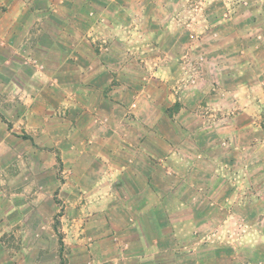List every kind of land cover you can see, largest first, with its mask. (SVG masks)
<instances>
[{
	"label": "crops",
	"instance_id": "0c3cea01",
	"mask_svg": "<svg viewBox=\"0 0 264 264\" xmlns=\"http://www.w3.org/2000/svg\"><path fill=\"white\" fill-rule=\"evenodd\" d=\"M182 2L0 0L8 6L0 13V99L30 100L17 115L27 117L35 150L63 162L76 240L111 236L138 252L159 250L198 229L211 233L214 213L260 200L264 173L255 171L264 157L254 136L264 45L254 46L259 72L250 79L244 59L228 63V35L208 44L207 25L187 23ZM208 106L215 120L235 112L233 121L211 127ZM5 122L0 114L3 159L20 139Z\"/></svg>",
	"mask_w": 264,
	"mask_h": 264
},
{
	"label": "rangeland",
	"instance_id": "374dc122",
	"mask_svg": "<svg viewBox=\"0 0 264 264\" xmlns=\"http://www.w3.org/2000/svg\"><path fill=\"white\" fill-rule=\"evenodd\" d=\"M183 1V9L188 8L184 14L186 22L198 27L207 25L210 31L208 44L220 45L222 35H228L229 45L232 44L227 54L229 64L244 59L246 75L250 79L256 71L259 72V66L253 64V55H257L258 50L254 46L264 45V0ZM7 8L6 4L0 3V13ZM191 31L194 33L195 28ZM193 37L196 38V34ZM260 54L264 56V52ZM219 58L220 54L216 61L220 62ZM260 72L263 74L259 79L260 91H264V64ZM4 87L10 91L11 97L12 85ZM22 96V99H0L3 120L17 125L20 135L18 142H11L10 148L1 152L5 158H0V191L4 193V197L0 195V206L5 209L12 203L17 206L13 212L0 213V225L4 226L0 227V232L4 231L0 238L3 241L0 264H264V181L259 202L256 197L255 204L246 202L244 210L235 207L230 212L214 213L220 220L211 233L198 229L196 236L184 235L178 243L162 246L159 250L146 248V251L138 252L139 249L133 248H141L140 245L132 246L125 239L121 241L111 236L76 240L69 235L67 215L70 216V212L66 210L67 201L61 191L69 175L63 173L62 160L48 161L49 157H45L41 150H35L28 139L30 126L27 117L17 115L30 108V100ZM260 105L261 128L254 137L260 138L257 140L264 157V99L260 100ZM210 107L205 111L208 121L214 119L210 120L211 127L214 124L227 126L235 112L242 111L239 106L235 114L227 113L215 120L216 112ZM239 118L246 117L241 115ZM229 139L236 140V137ZM244 139L254 138L252 133H244ZM249 152L250 149H245L246 155ZM248 162L247 168L250 169L254 162L250 159ZM255 172L264 173V163Z\"/></svg>",
	"mask_w": 264,
	"mask_h": 264
}]
</instances>
